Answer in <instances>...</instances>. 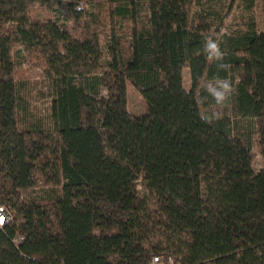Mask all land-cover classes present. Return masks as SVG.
Instances as JSON below:
<instances>
[{
    "label": "trees",
    "instance_id": "1",
    "mask_svg": "<svg viewBox=\"0 0 264 264\" xmlns=\"http://www.w3.org/2000/svg\"><path fill=\"white\" fill-rule=\"evenodd\" d=\"M97 1L130 24L107 55L81 0H0V203L12 215L0 264H264V0L259 31L250 19L220 36L228 71L204 51L201 0ZM34 4L61 25L31 20ZM14 45L45 69V116ZM218 79L234 89L231 114L206 123L198 87ZM128 86L143 114L128 111Z\"/></svg>",
    "mask_w": 264,
    "mask_h": 264
},
{
    "label": "rangeland",
    "instance_id": "2",
    "mask_svg": "<svg viewBox=\"0 0 264 264\" xmlns=\"http://www.w3.org/2000/svg\"><path fill=\"white\" fill-rule=\"evenodd\" d=\"M201 5H197L196 11H203L202 14L206 16L208 21L212 24L210 32L213 35V40L219 41L222 34H230L235 30L245 29V25L250 19L255 24L259 31L262 21L263 4L262 0H253L250 9L246 10L243 3L239 0L218 1V0H201ZM230 5V9L228 8ZM81 8L86 14H95L97 19H94L96 30L99 35L100 44L104 55H107L108 45L111 37L120 38L122 45L127 35L129 34L130 24L128 21H121L119 19H108L104 10L106 6L97 0H81ZM209 13V14H206ZM31 20L36 21H52L61 25L62 21L57 17L55 12L40 4H34L28 11ZM211 14V15H210ZM215 28L217 30H215ZM217 31V34L214 33ZM209 39V38H207ZM206 39V40H207ZM14 66L18 70V74L28 81L30 91V103L35 112L39 115L45 116L47 114L49 101L51 99V89L45 69L38 65V62H32L25 53L23 48L19 45H14L13 49ZM108 56L104 58V66L106 65ZM183 84L186 90L189 89V74L187 70L183 71ZM216 82L202 81L198 87V91L202 89L207 91L209 86H215ZM127 108L130 114L140 115L145 112L146 105L139 93L128 86L126 96ZM203 114L210 118H221L224 115H230V107L225 103L224 105H217L211 95L205 99V105L201 106ZM252 165L256 171L263 168L261 157L258 153L256 145L253 143L251 147ZM138 189H141L140 182H137Z\"/></svg>",
    "mask_w": 264,
    "mask_h": 264
},
{
    "label": "clouds",
    "instance_id": "3",
    "mask_svg": "<svg viewBox=\"0 0 264 264\" xmlns=\"http://www.w3.org/2000/svg\"><path fill=\"white\" fill-rule=\"evenodd\" d=\"M204 51L208 53L209 58L217 62V68L221 71H228L230 65L224 63V53L221 52L219 44L209 38L204 45ZM208 94L211 95L217 105H224L232 96L234 89L232 84L227 79H218L215 86H209ZM206 123L211 122V118L208 116L203 117Z\"/></svg>",
    "mask_w": 264,
    "mask_h": 264
},
{
    "label": "built area",
    "instance_id": "4",
    "mask_svg": "<svg viewBox=\"0 0 264 264\" xmlns=\"http://www.w3.org/2000/svg\"><path fill=\"white\" fill-rule=\"evenodd\" d=\"M12 219V215L8 208L0 203V230L8 224ZM16 242V241H14ZM147 264H173V260L170 256L164 258L160 256H152Z\"/></svg>",
    "mask_w": 264,
    "mask_h": 264
}]
</instances>
